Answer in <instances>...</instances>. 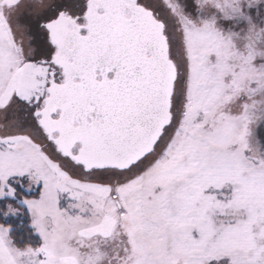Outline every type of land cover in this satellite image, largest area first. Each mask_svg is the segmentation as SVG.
<instances>
[{
  "label": "snow or ice",
  "instance_id": "obj_1",
  "mask_svg": "<svg viewBox=\"0 0 264 264\" xmlns=\"http://www.w3.org/2000/svg\"><path fill=\"white\" fill-rule=\"evenodd\" d=\"M0 264H264V0H0Z\"/></svg>",
  "mask_w": 264,
  "mask_h": 264
}]
</instances>
